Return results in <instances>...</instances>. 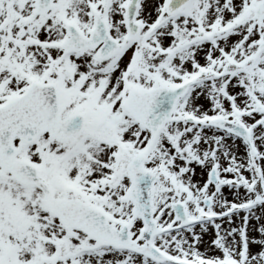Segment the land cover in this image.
I'll use <instances>...</instances> for the list:
<instances>
[{
    "label": "snow or ice",
    "instance_id": "obj_1",
    "mask_svg": "<svg viewBox=\"0 0 264 264\" xmlns=\"http://www.w3.org/2000/svg\"><path fill=\"white\" fill-rule=\"evenodd\" d=\"M0 264H264V0H0Z\"/></svg>",
    "mask_w": 264,
    "mask_h": 264
},
{
    "label": "rangeland",
    "instance_id": "obj_2",
    "mask_svg": "<svg viewBox=\"0 0 264 264\" xmlns=\"http://www.w3.org/2000/svg\"><path fill=\"white\" fill-rule=\"evenodd\" d=\"M226 194H227V190H226ZM229 198H231V197H229ZM257 237H258V233L257 234H255ZM204 239L207 241L208 239H209V237L208 236H205L204 237ZM204 249L203 248H201V251H203Z\"/></svg>",
    "mask_w": 264,
    "mask_h": 264
}]
</instances>
